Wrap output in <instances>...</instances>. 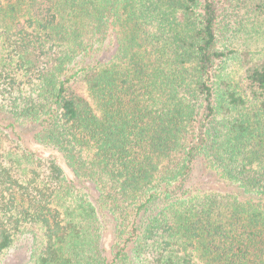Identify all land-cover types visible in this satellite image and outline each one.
I'll return each mask as SVG.
<instances>
[{"label": "trees", "instance_id": "trees-1", "mask_svg": "<svg viewBox=\"0 0 264 264\" xmlns=\"http://www.w3.org/2000/svg\"><path fill=\"white\" fill-rule=\"evenodd\" d=\"M246 17L264 0H0V264H264Z\"/></svg>", "mask_w": 264, "mask_h": 264}, {"label": "rangeland", "instance_id": "rangeland-1", "mask_svg": "<svg viewBox=\"0 0 264 264\" xmlns=\"http://www.w3.org/2000/svg\"><path fill=\"white\" fill-rule=\"evenodd\" d=\"M246 18H247V20L244 22V30L240 33L239 36L242 38L243 41H245V43H247L249 45V51L254 56V58L255 57L261 58V51L264 50V30L261 29V19H259L258 21H254L253 19H250L248 17H246ZM245 47H246V45H245ZM1 72H2L3 76L5 77V75H6L5 72H3V71H1ZM15 78H16L17 82L20 81V77L18 75H16ZM1 82L5 88L10 89V83H9L10 81L8 79L2 80ZM18 85L19 84H17V86ZM17 86H16V88H24L21 86H19V87H17ZM19 95L23 96V95H25V92L23 91ZM42 153H43V155L47 154L45 152H42ZM60 164L65 169L66 174L69 177L70 173H69L68 169L66 168V166L64 165V163L62 161H60ZM210 186H213V188H218V189L223 188L217 183V181L213 182V185L211 182ZM24 238H26V239H23L22 241L19 242V248L16 251H17V253L23 252L24 255H26V253L28 254L30 252V249L28 250L29 234L27 233ZM11 260L17 261V257L15 256V253L11 257Z\"/></svg>", "mask_w": 264, "mask_h": 264}]
</instances>
